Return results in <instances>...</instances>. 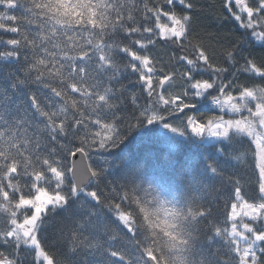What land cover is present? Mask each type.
<instances>
[{
    "label": "snow or ice",
    "instance_id": "6c2138e0",
    "mask_svg": "<svg viewBox=\"0 0 264 264\" xmlns=\"http://www.w3.org/2000/svg\"><path fill=\"white\" fill-rule=\"evenodd\" d=\"M222 10L0 0V264H264V0Z\"/></svg>",
    "mask_w": 264,
    "mask_h": 264
},
{
    "label": "trees",
    "instance_id": "16d2710c",
    "mask_svg": "<svg viewBox=\"0 0 264 264\" xmlns=\"http://www.w3.org/2000/svg\"><path fill=\"white\" fill-rule=\"evenodd\" d=\"M222 3L223 0H200L201 19L206 24L214 25L209 29L210 31H219L221 34L231 35L236 33V27L233 23L226 21V19H216L217 16L222 18L227 16L222 10ZM210 5L214 7H209ZM160 55L163 56L164 52L161 51ZM138 146V142L134 140L130 148L135 149ZM143 150L152 153L159 160L161 166L168 170L176 167L181 162L184 164L190 163L195 155L194 150L187 145L170 143L163 132H158L151 142L143 145Z\"/></svg>",
    "mask_w": 264,
    "mask_h": 264
}]
</instances>
